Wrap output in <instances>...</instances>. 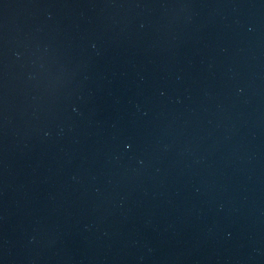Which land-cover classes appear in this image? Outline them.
Masks as SVG:
<instances>
[{
  "label": "water",
  "instance_id": "obj_1",
  "mask_svg": "<svg viewBox=\"0 0 264 264\" xmlns=\"http://www.w3.org/2000/svg\"><path fill=\"white\" fill-rule=\"evenodd\" d=\"M0 264H264V0H0Z\"/></svg>",
  "mask_w": 264,
  "mask_h": 264
}]
</instances>
